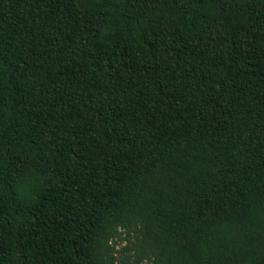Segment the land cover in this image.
Returning a JSON list of instances; mask_svg holds the SVG:
<instances>
[{"label": "trees", "instance_id": "1", "mask_svg": "<svg viewBox=\"0 0 264 264\" xmlns=\"http://www.w3.org/2000/svg\"><path fill=\"white\" fill-rule=\"evenodd\" d=\"M0 264H264V0H0Z\"/></svg>", "mask_w": 264, "mask_h": 264}, {"label": "rangeland", "instance_id": "2", "mask_svg": "<svg viewBox=\"0 0 264 264\" xmlns=\"http://www.w3.org/2000/svg\"><path fill=\"white\" fill-rule=\"evenodd\" d=\"M124 245H125V242L121 243V244L118 246L117 249L121 248V247L124 246Z\"/></svg>", "mask_w": 264, "mask_h": 264}]
</instances>
